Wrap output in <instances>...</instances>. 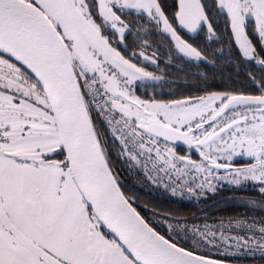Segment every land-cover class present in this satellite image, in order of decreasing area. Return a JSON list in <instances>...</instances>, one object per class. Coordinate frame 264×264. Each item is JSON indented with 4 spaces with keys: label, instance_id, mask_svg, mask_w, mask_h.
Here are the masks:
<instances>
[{
    "label": "snow or ice",
    "instance_id": "1",
    "mask_svg": "<svg viewBox=\"0 0 264 264\" xmlns=\"http://www.w3.org/2000/svg\"><path fill=\"white\" fill-rule=\"evenodd\" d=\"M257 255L264 0H0V264Z\"/></svg>",
    "mask_w": 264,
    "mask_h": 264
},
{
    "label": "trees",
    "instance_id": "2",
    "mask_svg": "<svg viewBox=\"0 0 264 264\" xmlns=\"http://www.w3.org/2000/svg\"><path fill=\"white\" fill-rule=\"evenodd\" d=\"M163 66V65H162ZM225 67L226 70V66H222ZM243 79V77H242ZM132 179L129 178L128 182H131ZM244 211L243 208L240 207H228V208H224V212L227 214H233L236 212H242ZM227 262L229 263H235V264H260V257L257 255L255 258H245V257H237V258H232V257H228L226 258Z\"/></svg>",
    "mask_w": 264,
    "mask_h": 264
},
{
    "label": "flooded vegetation",
    "instance_id": "3",
    "mask_svg": "<svg viewBox=\"0 0 264 264\" xmlns=\"http://www.w3.org/2000/svg\"><path fill=\"white\" fill-rule=\"evenodd\" d=\"M129 183H130V184L133 183V180H132L131 182H129ZM137 188H138V186H137ZM138 190H139V188H138ZM141 195H145V196H146L145 193H141ZM224 195H225V196H228V195H231V193H229V192H225ZM146 198H148V197L146 196ZM155 202H157V203H161L164 207H169V206L179 207L180 209H182V210H184V211H186V212H188V211H197L196 208H193V207H192L191 205H189V204L170 205V204H168L167 201H163V200H157V201H155ZM221 211L224 212V208H222Z\"/></svg>",
    "mask_w": 264,
    "mask_h": 264
},
{
    "label": "water",
    "instance_id": "4",
    "mask_svg": "<svg viewBox=\"0 0 264 264\" xmlns=\"http://www.w3.org/2000/svg\"><path fill=\"white\" fill-rule=\"evenodd\" d=\"M228 264H235V263H229V262H228Z\"/></svg>",
    "mask_w": 264,
    "mask_h": 264
}]
</instances>
